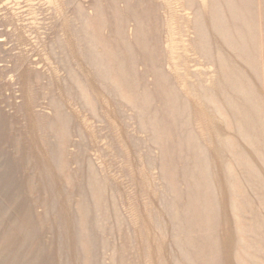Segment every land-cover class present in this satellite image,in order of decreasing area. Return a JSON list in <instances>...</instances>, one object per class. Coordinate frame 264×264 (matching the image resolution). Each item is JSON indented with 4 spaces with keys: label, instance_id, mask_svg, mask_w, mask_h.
<instances>
[{
    "label": "rangeland",
    "instance_id": "374dc122",
    "mask_svg": "<svg viewBox=\"0 0 264 264\" xmlns=\"http://www.w3.org/2000/svg\"><path fill=\"white\" fill-rule=\"evenodd\" d=\"M13 1L0 0V264H264V0H236L238 46L253 36L252 59L230 51L204 12L201 45L176 8L179 73L193 72L197 93L220 79L218 55H232L254 95L239 94L237 112L216 89L202 110L176 85L163 0H79L85 15ZM150 117L166 124L163 149Z\"/></svg>",
    "mask_w": 264,
    "mask_h": 264
},
{
    "label": "bare ground",
    "instance_id": "6f19581e",
    "mask_svg": "<svg viewBox=\"0 0 264 264\" xmlns=\"http://www.w3.org/2000/svg\"><path fill=\"white\" fill-rule=\"evenodd\" d=\"M10 1V0H9ZM13 1V0H12ZM19 3L21 2L20 0H18ZM18 1L16 2L18 4ZM30 1V0H28ZM48 3L52 6V8L54 7V9H56V11L60 14H62L63 12L67 11L69 12L70 9L72 8V5L74 4L75 6V9L77 10V12L80 14L82 13L84 9L83 7V4L79 1V0H47ZM118 0H116V3H117ZM122 1V0H120ZM127 2V0H123L122 2ZM150 1V0H149ZM240 0H238L239 2ZM14 2V1H13ZM12 2V3H13ZM119 2V1H118ZM124 2V3H125ZM129 0L128 2L126 3V5H124L126 8L125 9H128V8H131V7H128L129 6ZM163 3H164V8H165V17H166V43L164 42V44H166V48H167V58H168V63H167V70L171 71L173 75L176 76V79H177V82L178 84L176 85H179V88H181L184 92L185 95H189V96H192V98L194 100H197V105H199L202 110H206L207 106L205 105V103L203 102L204 100H206L205 98L211 100V95H208L207 93H212L211 91L212 90H215L218 92V93H221L223 94V98H227L226 100V105H227V102H228V109H231V110H239V105H238V102H236L235 98H237L239 96V94H244V93H247L245 88H243V86L241 85V83L239 82V78H238V74H237V70L235 68V65H232L231 64V57L234 58L232 55H218L219 56V61L216 62V65H217V70L219 75L221 76L220 79H217V78H214L213 76L209 79L210 83L208 85H204V83L201 85V84H198L196 90L199 91L197 93H195V88L192 86L193 84L190 82V78L194 75L193 72L191 70H189V72L186 74V76H182L181 73H179V66L181 64H186V63H180V55L178 54V49H179V44L178 42H180V40H177L178 39V36H179V33H180V27H179V15L177 14V10L176 8L178 7H181L184 12H186L185 14V17H186V22L187 24H190V23H193V24H196V28L198 29L197 31V38L201 41H199V43H201V45H204V43L206 45V47L209 48V46L207 45H210L209 44V41H207V34H205L206 32V28H205V25L204 23L202 22V13L201 12H204L206 13L205 15L208 17V19L210 20V27L212 29V31L214 32V34H220V36H222V43L224 41V43L229 47L230 51H232L231 49L235 48L236 50V53L240 52V55L243 56L244 52H245V49H246V55L247 56H250V58L252 59L253 56H252V52L254 50V38L253 36H249V35H246L245 38L240 37V43H239V46H238V41H237V31L239 32V29L237 28V26L240 24H238V21H237V18L240 17L239 16V9L236 5V0H163ZM242 2H240L241 4ZM8 4V3H7ZM14 4V3H13ZM30 4V3H29ZM238 4V3H237ZM239 4V5H240ZM23 5V4H22ZM97 5V4H95ZM13 6V5H12ZM16 6V4H15ZM157 6V5H156ZM261 7V6H260ZM19 8V7H18ZM88 9V8H87ZM161 9V8H160ZM194 9V10H193ZM98 10V9H97ZM110 10V9H109ZM192 10V12L190 11ZM90 11V10H89ZM94 11V13L98 12L95 10V7L92 5V12ZM96 11V12H95ZM135 11V10H134ZM260 11V10H259ZM87 12V11H86ZM132 12V11H131ZM179 12V11H178ZM181 12V11H180ZM195 12V16H193L192 14ZM261 12V11H260ZM84 13V12H83ZM135 13V12H134ZM203 13V14H204ZM262 13V12H261ZM93 14V13H92ZM136 14V13H135ZM133 15V20L135 21L136 23V18H137V15ZM85 15V13H84ZM243 15V14H242ZM79 16V15H77ZM96 16V15H95ZM79 17H84L83 15L79 16ZM86 17V16H85ZM205 17V16H203ZM262 17V16H261ZM231 18V19H230ZM260 18V17H259ZM141 18H139L138 20H140ZM208 20V21H209ZM147 21V20H146ZM206 21V20H205ZM68 22V21H67ZM82 22V21H81ZM241 22V21H240ZM141 23V22H140ZM207 24V23H206ZM259 24H260V21H259ZM119 25V24H118ZM136 26V25H135ZM139 26V25H138ZM208 26V25H207ZM241 26V25H239ZM140 27V26H139ZM138 27V28H139ZM193 27V26H192ZM195 27V26H194ZM244 26L242 25L241 28H243ZM209 28V27H208ZM136 30H138L137 28H135ZM244 29V28H243ZM195 30V29H194ZM210 31V29H209ZM144 32V31H143ZM154 33V32H153ZM93 34V33H91ZM136 34V32H135ZM137 34H138V31H137ZM250 34V33H249ZM74 35V34H73ZM143 35V34H142ZM261 35V34H260ZM72 36V35H71ZM139 36V35H138ZM6 37V36H4ZM3 36L0 35V45H3V44H7V39L4 38ZM263 37V36H262ZM21 40L20 41H24L25 37H23V35L21 34L20 37H19ZM75 38V37H74ZM146 38V37H145ZM221 39V38H220ZM98 40V39H97ZM147 40H148V37H147ZM146 40V41H147ZM261 40V39H259ZM91 41V40H90ZM99 41V40H98ZM215 43L216 45L220 44L221 42H219L218 38H215ZM249 41V42H247ZM9 42V41H8ZM100 42V41H99ZM213 42V41H211ZM185 43V42H184ZM218 43V44H217ZM261 43V42H259ZM97 45H94L96 48H100L101 47V44H98L96 43ZM190 44V43H189ZM27 45V43H26ZM213 45V44H211ZM261 45V44H260ZM264 45V44H263ZM220 45H218V47L216 46L215 48L218 50V48ZM3 47V46H2ZM34 47V46H33ZM197 47V46H196ZM239 47V49H238ZM264 47V46H263ZM4 48V47H3ZM222 48V47H221ZM5 50H8V47H5L4 48ZM25 49V48H24ZM214 49V48H213ZM2 50V49H1ZM129 50V49H128ZM223 50V49H222ZM226 50V49H225ZM225 50L224 53L226 52ZM234 50V49H233ZM264 50V49H263ZM153 51V50H151ZM189 51V50H187ZM222 51V52H223ZM147 52V51H146ZM166 52V51H165ZM217 52V51H216ZM218 52H220V50H218ZM6 53H9V52H6ZM23 52H21V54H18V60L15 62L16 64H19V67H23V66H26V64L28 65V61L30 60L26 55H24V53L22 54ZM153 53V52H152ZM198 53V52H197ZM48 56L51 58V55L52 53L51 52H47ZM217 54V53H216ZM7 55V54H6ZM132 55V54H131ZM239 55V54H238ZM5 57V55H3ZM65 56V55H64ZM156 57V54L154 55ZM217 56V55H216ZM231 56V57H229ZM260 56V55H259ZM147 57V56H146ZM154 57L155 61H156V58ZM49 58V59H50ZM153 58V56H152ZM166 58V57H165ZM9 59V58H8ZM154 59H152L154 61ZM260 59V58H259ZM3 59L0 58V61H2ZM151 60V59H150ZM151 60V62H152ZM154 61V62H155ZM162 61V60H161ZM211 62V61H210ZM93 63V62H92ZM235 63V62H233ZM238 63V62H237ZM37 64V63H36ZM95 64V63H94ZM157 64V65H156ZM156 64L153 65V73H155V75H160L161 72L165 71V69H163L161 66L159 67L158 65V62L156 61ZM15 65V64H14ZM14 65H9L11 67H9L8 65H6V70L8 71H11V68L14 67ZM239 65L241 66V64L239 63ZM243 65V64H242ZM260 65V63H259ZM3 66V65H2ZM36 66V65H35ZM251 66L253 67L254 64L251 62ZM17 67V66H16ZM8 68V69H7ZM24 68V67H23ZM21 68V69H23ZM35 68V67H33ZM210 68V67H209ZM216 68V67H215ZM264 69V57H263V67ZM4 69V70H5ZM30 69L31 66H30ZM38 69V67H37ZM182 69V68H181ZM240 69V68H239ZM5 70V71H6ZM242 70V69H241ZM32 74L37 77L38 79L42 78V75L43 73L41 71H37L36 68L35 70H32ZM7 72V71H6ZM263 72V71H262ZM29 73V72H28ZM154 75V76H155ZM172 75V77H174ZM33 76V77H34ZM244 76V75H243ZM156 77V76H155ZM161 77V76H160ZM174 79V78H173ZM175 79V80H176ZM158 80V78H157ZM166 80V79H165ZM165 80L162 79V81L159 83L161 84L162 88L164 89L165 86H166V82ZM168 80V79H167ZM38 81V80H37ZM146 81V80H145ZM174 82V80H172ZM246 81V80H245ZM13 82V81H12ZM158 82V81H157ZM175 81V83H177ZM136 83H129V88L131 90H134V88L136 87L135 85ZM171 84V82H170ZM263 84V83H262ZM33 85V84H32ZM31 85V86H32ZM169 85V84H168ZM172 85V84H171ZM175 85V84H174ZM138 86V85H137ZM144 90L147 89V86L144 85L143 86ZM172 88V87H171ZM175 88V87H174ZM172 89L173 91L176 89ZM169 89V88H168ZM180 89V90H181ZM250 89V88H249ZM179 90V91H180ZM262 90V89H261ZM149 91V90H148ZM170 91V90H169ZM176 91V90H175ZM165 92V91H164ZM168 92V91H167ZM263 92H264V84H263ZM173 93V92H172ZM175 93V92H174ZM173 93V94H174ZM225 93V95H224ZM29 94V93H28ZM172 94V95H173ZM264 95V93H262ZM182 95V94H181ZM246 97V99H249V100H252V96H249V95H246L244 94ZM130 96V95H129ZM176 96V95H175ZM243 96V95H242ZM179 97V96H178ZM144 98H146L144 96ZM173 98V97H172ZM184 98V97H183ZM189 98V97H187ZM241 98V96H240ZM244 98V97H243ZM256 98V97H255ZM131 99V98H130ZM257 99V98H256ZM132 100V99H131ZM144 100V99H143ZM175 100V99H174ZM207 101V100H206ZM224 101V100H223ZM143 102V101H142ZM222 102V101H221ZM243 102V101H242ZM255 102V101H254ZM253 102V103H254ZM146 103V102H144ZM208 103V101H207ZM244 104V103H243ZM252 104V103H251ZM132 105V103H131ZM145 105V104H144ZM209 105V104H208ZM241 105V104H240ZM249 105V104H248ZM108 106V105H107ZM210 106V105H209ZM245 106V105H244ZM255 106L252 104V108H254ZM133 108V107H132ZM138 108V107H137ZM199 109V108H198ZM216 109V108H215ZM140 110V109H139ZM142 110V109H141ZM195 110V109H194ZM145 111V110H143ZM142 111V112H143ZM250 113V112H249ZM254 113V112H253ZM204 114V113H203ZM254 115V114H253ZM142 116V115H141ZM152 116V115H151ZM240 117V116H239ZM260 117V116H259ZM174 118V116H173ZM172 118V121L175 122V118L173 119ZM251 118V117H250ZM167 119V118H166ZM170 119V118H169ZM213 119V118H212ZM255 119V118H254ZM183 120V119H182ZM156 119L153 120L152 117H150L149 121H147L149 123V126L151 128V131L153 132V136H152V139L155 140V142L157 143V145L159 146L158 148H161L163 149L164 147H162V144L165 143L164 141V137H161V134L162 136L163 135V129L166 128V124L164 122H162L164 124V127L163 126H157L155 125ZM163 121V120H161ZM186 121V120H185ZM250 121V120H249ZM248 121V122H249ZM159 122V121H158ZM197 122V120H196ZM157 123V122H156ZM246 123V122H245ZM257 123V122H256ZM253 124V123H252ZM154 125L157 126V129L154 128ZM188 125V124H187ZM148 126V127H149ZM248 128V126H247ZM160 129V130H159ZM143 130V129H141ZM145 130V129H144ZM171 130V129H170ZM169 131V130H167ZM177 131V130H176ZM252 132V130H249ZM146 132V131H145ZM243 132L244 131H241V134L243 135ZM179 135V134H177ZM167 136V135H166ZM186 136V135H185ZM220 136V135H219ZM253 136V134H252ZM182 137V136H181ZM184 137V136H183ZM246 137V136H245ZM168 138V136H167ZM189 139V138H188ZM192 139V138H191ZM224 139V138H223ZM252 139V138H251ZM250 139V140H251ZM151 140V138H150ZM213 140V139H212ZM142 141V140H141ZM180 141V140H179ZM211 141V140H210ZM168 142V141H167ZM209 142V141H207ZM205 142V143H207ZM247 143V142H246ZM255 143V142H254ZM166 144V143H165ZM233 144V143H232ZM256 144V143H255ZM167 145V144H166ZM243 145V144H242ZM171 146V145H170ZM228 147V146H227ZM257 148V147H256ZM160 149V150H161ZM174 149V147H173ZM152 152V150H151ZM92 153V152H91ZM163 153V152H162ZM160 156V155H159ZM160 158V157H159ZM164 158V157H163ZM179 162V161H178ZM224 166V165H223ZM182 167V166H181ZM205 167V166H203ZM220 177V176H219ZM234 177V176H233ZM221 179V178H220ZM225 181V180H224ZM233 183V181H232ZM253 186V185H252ZM225 192V191H224ZM27 198V197H26ZM21 200V199H20ZM22 202V201H21ZM190 208V207H189ZM197 210V209H196ZM198 224V223H196ZM193 228V227H192ZM198 228V227H197ZM150 229V228H149ZM191 235V234H190ZM157 243V242H156ZM154 246V245H153ZM154 255V254H153ZM250 259V258H249Z\"/></svg>",
    "mask_w": 264,
    "mask_h": 264
}]
</instances>
